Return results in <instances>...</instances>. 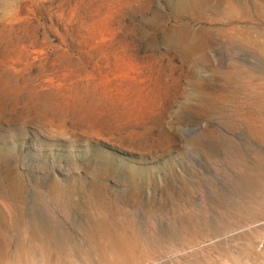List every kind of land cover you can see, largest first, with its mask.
I'll list each match as a JSON object with an SVG mask.
<instances>
[{
	"label": "rangeland",
	"instance_id": "1",
	"mask_svg": "<svg viewBox=\"0 0 264 264\" xmlns=\"http://www.w3.org/2000/svg\"><path fill=\"white\" fill-rule=\"evenodd\" d=\"M0 264H264V0H0Z\"/></svg>",
	"mask_w": 264,
	"mask_h": 264
}]
</instances>
